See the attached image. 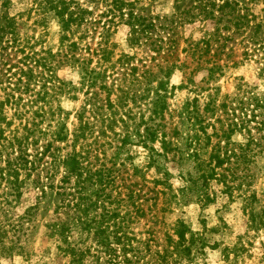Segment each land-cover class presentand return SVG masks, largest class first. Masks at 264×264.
I'll list each match as a JSON object with an SVG mask.
<instances>
[{
  "label": "trees",
  "instance_id": "obj_1",
  "mask_svg": "<svg viewBox=\"0 0 264 264\" xmlns=\"http://www.w3.org/2000/svg\"><path fill=\"white\" fill-rule=\"evenodd\" d=\"M42 1L59 23L56 49L22 36L15 16L0 25V217L24 193L37 192L39 200L52 191L57 218L46 227L69 264L103 256L109 264H194L210 246L206 230L178 220L159 237V201L165 198V211L192 202L205 206L216 199L214 183L231 197L254 184L264 156V88L239 77L232 92H223L227 67L217 59L223 34L215 4L203 8L204 19L217 24L214 31L181 49L184 13L145 16L136 0L93 7L81 0ZM222 7L236 9L230 1ZM120 22L129 26V52L117 55L112 36ZM249 38L244 59L264 81V43L255 34ZM138 50L146 56L137 58ZM190 50L207 74L201 84L190 74L174 85L173 74L188 66L181 55ZM66 68L77 81L60 76ZM179 89L190 95L175 108L171 98ZM79 93L81 105L65 109L63 99L78 101ZM134 148L146 152L144 165L135 163ZM108 149H114L110 159ZM152 169L156 175L149 179ZM150 201L155 211L147 221L153 224L136 229ZM37 207L17 215L13 229L22 230Z\"/></svg>",
  "mask_w": 264,
  "mask_h": 264
},
{
  "label": "rangeland",
  "instance_id": "obj_2",
  "mask_svg": "<svg viewBox=\"0 0 264 264\" xmlns=\"http://www.w3.org/2000/svg\"><path fill=\"white\" fill-rule=\"evenodd\" d=\"M93 1H97L95 4ZM103 0H81L86 6H101ZM134 1V0H133ZM136 10L145 16L155 17L157 15L169 18H177L184 13L187 15V22L179 25L178 34L180 36L181 49L213 32L215 21L204 19V7L215 4L213 9L219 18H222L219 26L223 34L220 44L223 47L219 50L218 60L220 64L226 65V74L221 78L219 85L223 92H232L238 78H244L249 82H256L264 88V81L257 79L256 64L249 59H244L245 46L249 43L252 35L255 34L260 43H264V0H136ZM225 1L234 3L236 9L222 7ZM42 0H0V25L4 23L7 15L17 17L21 26L22 36L35 37L42 42L43 47L56 49L60 40V27L53 13L47 11ZM209 7V6H208ZM103 8V7H100ZM211 9V7H209ZM193 17V18H192ZM185 19V18H184ZM189 19V20H188ZM117 30L112 36L116 54L123 51L129 52V26L123 22L118 23ZM258 32H257V31ZM256 32V33H255ZM186 39H188L186 41ZM216 44H219L213 41ZM41 45L36 47L39 49ZM189 49V48H188ZM216 49V47H214ZM181 55L182 61L188 66L183 70H178L173 74L171 83L180 85L185 83L186 77L190 74L199 83L207 74L206 63H198L199 55H194L192 51ZM137 58H142L145 53L138 50ZM210 57V56H207ZM205 57V59L207 58ZM60 76L68 79L78 80L79 75L70 68L59 72ZM195 75V76H194ZM80 100L73 101L64 98L62 104L67 110H75L81 105ZM187 89L177 90L171 103L174 107H180L189 96ZM73 116L71 117V121ZM113 150L108 149L107 159H110ZM140 154L135 157V163L144 165L146 152L142 149L134 148ZM131 171V170H130ZM177 173V171H175ZM256 173L259 175L253 185L246 186L235 192L234 197L222 193L223 185L214 183L211 187L212 193H216L214 202L203 205L201 202H192L185 206H175L169 211L163 208L165 198L159 201V219L157 229L159 237L164 238V234L170 231L178 220H183L193 231H204L208 237L210 246L206 248L203 255L194 264H264V156L258 161ZM156 175L152 169L147 172V177L153 179ZM141 183V179L135 177ZM182 184L180 178L173 179V185L178 188ZM154 188L153 183L148 184ZM254 195L251 196V195ZM37 192L28 191L18 203L5 206L8 214H3L0 221L3 222L6 235L4 243L0 244V264H69V259L59 254L57 243L48 234L46 227L48 222L57 218L55 215L56 205L59 203L54 192L49 191L43 198L36 199ZM247 195V196H244ZM251 196V197H249ZM39 201V202H38ZM38 205L35 214L26 220L19 231L13 229L18 223L17 215L32 206ZM147 215L143 218L142 224L136 229H144L152 225L150 210L155 211L153 201L146 203ZM254 213V214H252ZM147 223V226L144 224ZM19 227V226H18ZM77 227H74V234L77 236ZM162 244V239L160 240ZM15 245V246H14ZM14 246V250L8 251V247ZM85 264H109L106 258L97 262L89 258ZM183 264H191L185 262Z\"/></svg>",
  "mask_w": 264,
  "mask_h": 264
}]
</instances>
